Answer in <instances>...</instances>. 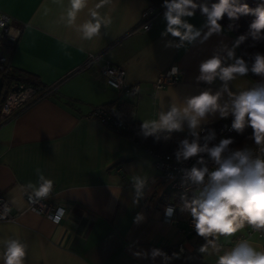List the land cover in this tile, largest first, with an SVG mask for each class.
Segmentation results:
<instances>
[{
    "label": "crops",
    "instance_id": "1",
    "mask_svg": "<svg viewBox=\"0 0 264 264\" xmlns=\"http://www.w3.org/2000/svg\"><path fill=\"white\" fill-rule=\"evenodd\" d=\"M45 4L50 9L47 15L42 8ZM149 5V0H114L113 23L107 34L102 28L99 37L82 41L72 28L58 22L63 9L52 0H0V11L11 18L8 33L14 40L1 46L11 73L20 78L32 76L38 87L54 86L51 93L21 106L0 123V194L14 215L13 221H0V238L19 237L27 243L25 264H164L161 257L153 260L150 255L135 254L160 249L172 257L180 254L178 243L185 251L194 248L196 235L183 236L179 230L182 220L174 225L163 218L168 203L163 204L161 197L169 188L157 179L148 149L86 117L95 106L130 99L142 123V119L156 118L161 97L168 104L220 87L219 80L212 85L197 82L199 65L214 52L224 56L222 45L231 48L234 34L222 26V34H213L202 44L166 47L167 41L178 42V38L161 36L166 28L165 10L153 17L147 30L131 32L141 25L142 12ZM87 18L85 9L77 23ZM187 19L197 28L205 22L199 13ZM89 53H101L103 59L121 67L125 81L138 84L139 92L128 95L107 85L99 62L71 73ZM170 68L178 69L179 81L156 89L158 73ZM17 81L12 79L13 85L24 84ZM254 84L244 76L230 88L235 92ZM224 119L218 114L209 116L202 127ZM181 132H188L187 125ZM37 168L54 181L48 200L65 209L59 224L28 209L26 194L20 191V185L37 181ZM133 175L148 178L138 203L133 202ZM137 214H143V219L136 221ZM244 230L223 249L232 247ZM248 240L264 250L262 238ZM168 264L184 262L178 257Z\"/></svg>",
    "mask_w": 264,
    "mask_h": 264
},
{
    "label": "clouds",
    "instance_id": "2",
    "mask_svg": "<svg viewBox=\"0 0 264 264\" xmlns=\"http://www.w3.org/2000/svg\"><path fill=\"white\" fill-rule=\"evenodd\" d=\"M113 2L114 0H94L89 6L90 0H67L66 5L65 0H52L53 4L63 9L58 22L72 28L82 41L99 37L102 28L107 34L106 30L113 23L110 11ZM162 7L165 9L163 19L166 21V28L161 36L178 38V42L166 43V47L177 49L197 41L202 44L213 34H222L220 21L225 16L231 21H236L241 16L254 17L248 31L238 36L231 48L226 44L222 45L224 56L214 52L199 65L197 82L212 85L219 80L220 87L216 91L209 87L199 94L179 98L178 102L171 101L168 104L161 97L156 118L142 119L140 133L144 138L167 141L174 132L184 131L187 125L188 134L178 141L174 157L181 164L195 158V163L190 168L181 169V187L185 189V193L181 195V211L188 213L196 235L206 241L199 252L215 253L216 264H264V250H258L248 239L241 238L226 250L219 243L221 237L230 238L245 225L254 232L264 234V80L244 90L234 92L230 88L233 81L247 76L249 72L264 77V54L255 53L251 66L244 58L235 55V48L249 37L254 41L264 40V2L251 8L239 0H218L210 5L207 0L199 3L197 0H163ZM42 8L47 15L50 11L47 4L42 5ZM105 8L109 11L102 12L101 9ZM85 9L88 18L77 23L79 14ZM197 10L205 17L200 28L187 19L194 17ZM177 73L178 69L174 68L173 74ZM155 95L159 96V93ZM216 114L222 119L231 116V130L238 134L251 128V135L247 139L252 141L255 148L245 145L231 147L235 143L231 137L212 143L216 139L214 130H209L202 136V125L208 122L209 116L214 117ZM36 175L35 183L30 181L19 186L21 193L26 194L29 203L33 205L47 200L54 187V181L47 178L41 169H36ZM131 184L134 190L133 202L138 203L145 195L148 178L133 175ZM188 189L193 190L191 199L186 194ZM10 211L9 204L4 203L0 220H5ZM165 212L171 216L174 208L167 207ZM64 215L65 209L58 208L56 214L49 218L53 223L59 224ZM141 219L143 214H137L135 220ZM27 251V243L19 237L0 238L2 264H25ZM135 255L145 258L150 255L153 260L161 257L164 264L179 256L174 253L170 257L160 249H152L150 254Z\"/></svg>",
    "mask_w": 264,
    "mask_h": 264
},
{
    "label": "built area",
    "instance_id": "3",
    "mask_svg": "<svg viewBox=\"0 0 264 264\" xmlns=\"http://www.w3.org/2000/svg\"><path fill=\"white\" fill-rule=\"evenodd\" d=\"M162 11V8L150 4L142 12V23L138 28H135L131 32H135L139 29L147 30L151 26V22L154 16L159 14ZM11 18L8 14L3 11H0V77L8 75L10 72V66L8 64L7 57L2 53L1 46L4 43L14 40L8 33L9 24ZM130 32V33H131ZM99 62V72L103 76L105 82L110 87L126 92L128 95H136L139 92V85L134 83L130 84L125 81V71L116 66L109 61L102 58L101 53H89L84 61L77 66L71 73L82 71L90 68L94 63ZM173 69L170 68L158 73L154 86L156 89H161L166 85L175 84L180 79V73L173 74ZM176 69V68H175ZM14 86V85H13ZM12 86V87H13ZM54 90V86L44 87L42 90L32 85H17V90H12V88L6 93L3 99V103L0 107V119L3 121L5 118L10 116L15 110L28 104L33 99L51 93ZM88 118L96 119L102 125L108 127L109 129L118 132V130L123 128V124L120 121L113 120L109 112L102 106H95L91 111L86 115ZM231 121L232 120H220L216 128V134L220 136L227 137L231 133L235 132L231 130ZM206 132L205 126L202 127ZM255 148V146H252ZM154 158V164L158 171L157 179L164 183L170 190L184 192L185 189L181 187V177L183 168H190L195 163V158L189 159L184 163H178L175 160L174 153L170 152H159L148 150ZM211 167V165H210ZM189 192H192V189H188ZM188 193V192H187ZM25 201L27 208L35 211L36 213L43 215L47 218L54 216L58 208H64L60 204H55L50 202L48 199L42 201L40 204H31L28 201V196L25 195ZM4 203H8L3 195L0 194V211L3 210ZM9 204V203H8ZM167 207L174 208V212L171 216L166 215L165 209ZM64 218V217H63ZM62 218V219H63ZM163 218L166 222L178 225L180 219L177 215L176 208L173 204L168 203L163 210ZM50 219V218H49ZM61 219V220H62ZM14 215L9 212L5 220L0 221H13ZM180 232L184 237H189L196 235V232L192 226L191 218L188 217L183 224L179 226ZM264 238V234L254 232L250 227L245 229L242 233H239L236 237L237 240L243 239H252V238ZM177 251L180 253L185 252V247L182 243L177 244Z\"/></svg>",
    "mask_w": 264,
    "mask_h": 264
},
{
    "label": "trees",
    "instance_id": "4",
    "mask_svg": "<svg viewBox=\"0 0 264 264\" xmlns=\"http://www.w3.org/2000/svg\"><path fill=\"white\" fill-rule=\"evenodd\" d=\"M150 4L158 6L162 8V10H165L162 7L163 0H149ZM197 2H203V0H197ZM209 5L211 3H217L218 0H207ZM240 3H247L251 8H255L258 4L264 2V0H239ZM196 13H199V10H197ZM254 19L253 16H241L236 21H231L227 16H225L221 21V25L223 27L228 28L237 39L238 36L245 34L248 31L249 24ZM231 25V27H230ZM238 51V57L244 58L248 63L249 66H251L252 56L259 52L264 54V40L260 41H254L251 37H249L245 42L240 44L237 47ZM32 75V74H31ZM247 76L254 82H259L261 80H264V77L255 75L251 72L247 74ZM26 77V76H25ZM22 76L21 78L16 76L15 74H12L11 71L8 73V75L3 76V88H2V94L0 97V107L3 103L4 96L6 93L12 88L13 86V80H19L17 82L22 81L24 85H32L38 90H42L44 87H38L39 85L34 81L33 77L30 76V78H25ZM19 85L18 83H15ZM98 106L104 107L109 114L111 115L113 120L120 121L123 124V128L118 130L117 133L130 138L134 142H136L138 145H142L148 150L151 151H159V152H170L174 153V150L177 147L178 141L185 138V136L188 134V132H174L172 134L171 139L165 141L163 139L156 141L153 137L144 138L140 133V123L136 117H135V103L130 99H116ZM226 120H232V117L226 118ZM2 120L0 119V123ZM220 121H215L213 123H210L209 125L205 126L206 132L201 133V135H206L209 130H214L216 133L217 125ZM251 128H246L243 134H238L236 131L228 135L227 137L220 136L216 134V139L212 143H218L219 139L221 138H234L235 143L231 147H240V146H254L252 144V141L250 139H247L248 136L251 135ZM184 194V192L174 191L168 189L166 192L163 193L161 199L162 203H171L175 206L177 215L180 220L185 221L188 217V213L181 211L182 206V200L181 195ZM188 199H191L193 196L192 192L186 193ZM249 228L247 225L243 229ZM206 241L198 237L196 235L194 248L191 251H185L184 253L179 254V258H181L184 262V264H208L204 261L203 255L199 252V248L205 243ZM262 242H264V238H262Z\"/></svg>",
    "mask_w": 264,
    "mask_h": 264
},
{
    "label": "rangeland",
    "instance_id": "5",
    "mask_svg": "<svg viewBox=\"0 0 264 264\" xmlns=\"http://www.w3.org/2000/svg\"><path fill=\"white\" fill-rule=\"evenodd\" d=\"M232 237L227 238V239L224 238V237H221L220 240H219V243L221 245H223V247L224 246H227L229 244V242H230V240H231ZM210 252H211V249H210ZM202 255L204 257V261L207 262L208 264H211L215 260V258L217 257V255L215 253H212V254H202Z\"/></svg>",
    "mask_w": 264,
    "mask_h": 264
},
{
    "label": "water",
    "instance_id": "6",
    "mask_svg": "<svg viewBox=\"0 0 264 264\" xmlns=\"http://www.w3.org/2000/svg\"><path fill=\"white\" fill-rule=\"evenodd\" d=\"M2 88H3V80L2 78L0 77V97H1V94H2ZM12 90H17V85H14L12 87Z\"/></svg>",
    "mask_w": 264,
    "mask_h": 264
}]
</instances>
